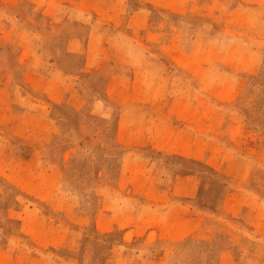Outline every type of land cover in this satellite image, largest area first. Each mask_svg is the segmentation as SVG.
<instances>
[{"label": "rangeland", "instance_id": "rangeland-1", "mask_svg": "<svg viewBox=\"0 0 264 264\" xmlns=\"http://www.w3.org/2000/svg\"><path fill=\"white\" fill-rule=\"evenodd\" d=\"M0 264H264V0H0Z\"/></svg>", "mask_w": 264, "mask_h": 264}, {"label": "trees", "instance_id": "trees-1", "mask_svg": "<svg viewBox=\"0 0 264 264\" xmlns=\"http://www.w3.org/2000/svg\"><path fill=\"white\" fill-rule=\"evenodd\" d=\"M71 110L77 115V117H81V118L83 117L82 114L84 113V111L77 110V109H73V108H71ZM57 118L60 119V120L64 118L63 117V111L58 110V112H57ZM77 121H78V123L75 125L76 126V130H77V132H78L79 135H83L82 134V131H81V127L84 125L83 124V121H82V119L80 121L77 119ZM69 148H71V146H66L65 147V149H69ZM118 153L122 154V152H118ZM72 169L73 168H70V167L68 169H66V175L65 176H67L66 178L68 179V181H70V183H68L69 185L70 184H73L75 182L74 175L69 174V172H71ZM223 249H225V248H220L217 251H222Z\"/></svg>", "mask_w": 264, "mask_h": 264}]
</instances>
